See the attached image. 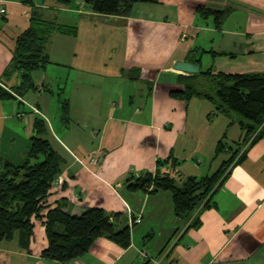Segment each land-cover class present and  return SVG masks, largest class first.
Returning a JSON list of instances; mask_svg holds the SVG:
<instances>
[{"label":"crops","instance_id":"0c3cea01","mask_svg":"<svg viewBox=\"0 0 264 264\" xmlns=\"http://www.w3.org/2000/svg\"><path fill=\"white\" fill-rule=\"evenodd\" d=\"M33 2L42 19L76 26L77 34L54 33L44 50L49 62L31 74L35 87L0 98V169L3 161L25 162L35 119L43 117L64 159V180L54 185L48 205L66 198L64 208L73 213L101 207L118 214L119 226L139 221L128 247L100 237L84 256L59 263L42 256L48 238L37 218L28 248L19 232L0 242V264H146L141 250L161 264H264V137L231 169L213 204L188 219L175 214L172 191L127 186L132 176L158 168L177 178L212 174L227 157L216 156L223 135L229 143L243 138L236 114L215 113L202 97H173L156 76L175 71L178 60L215 72L264 73V0H159L137 4L129 16L94 12L84 0ZM199 6L231 11L218 26ZM1 7L0 82L18 86L20 72L9 71L32 7L0 0ZM56 109L57 116L48 115ZM169 156L176 167L160 166Z\"/></svg>","mask_w":264,"mask_h":264},{"label":"trees","instance_id":"16d2710c","mask_svg":"<svg viewBox=\"0 0 264 264\" xmlns=\"http://www.w3.org/2000/svg\"><path fill=\"white\" fill-rule=\"evenodd\" d=\"M20 1L32 7L31 24L17 37L12 70L9 71L20 72L21 84L5 87L8 82H0L2 99L16 98L24 90L35 87L31 74L49 62L44 50L54 33L77 34L76 26L42 19L33 10V0ZM59 1L68 4L76 0ZM84 2L97 13L129 16L137 4L157 3L159 0ZM198 9L203 15L214 14L218 26L231 11V8L216 9L207 6H199ZM160 76L157 82L165 84L167 87L164 88L171 96L183 100L205 98L214 104L215 113L227 116L236 114L237 123L244 132L243 138L232 143L228 142L226 135L218 141L216 156L226 153L227 157L212 174L177 178L174 175L177 172L158 168L155 173L147 172L127 180L128 188L133 191H172L175 214L185 220L199 208L213 204L214 195L223 186L231 169L244 161L248 147L264 137V73H224L200 69L194 74L170 71ZM165 79L166 83L162 81ZM63 111L66 117L69 111L67 102H63ZM34 128L35 134L31 137L25 162L19 165L9 161L2 162L0 242L14 238L16 232H19L20 245L28 248L34 233L35 219L42 218L48 238V246L42 251L44 258L57 260L59 263L80 258L89 252L100 237L128 247L131 244V226L116 224L114 218L118 214H107L101 207L73 213L64 208L68 205L66 198L60 199L54 207L48 205L54 180L62 172L64 159L49 139L50 128L46 119L37 117ZM170 162L172 167H176L177 160L173 156L159 160V165ZM197 224L198 221L194 223Z\"/></svg>","mask_w":264,"mask_h":264},{"label":"built area","instance_id":"2783aa9c","mask_svg":"<svg viewBox=\"0 0 264 264\" xmlns=\"http://www.w3.org/2000/svg\"><path fill=\"white\" fill-rule=\"evenodd\" d=\"M0 12L2 14H4L6 12V8L5 7H1L0 8ZM93 162H96L97 159L94 158L92 159ZM64 180V176L62 175V173H60L56 179L54 180V185H57V184H60L62 183ZM139 221V218H135L133 221L130 220V226H132L134 223H137ZM140 256H141V259L143 260V262H145L146 264H161V261L158 259V257H154L152 256L148 251L146 250H141L140 251Z\"/></svg>","mask_w":264,"mask_h":264},{"label":"water","instance_id":"95a60500","mask_svg":"<svg viewBox=\"0 0 264 264\" xmlns=\"http://www.w3.org/2000/svg\"><path fill=\"white\" fill-rule=\"evenodd\" d=\"M173 69L181 73L194 74L200 71V65L190 61L178 60L173 64Z\"/></svg>","mask_w":264,"mask_h":264},{"label":"rangeland","instance_id":"374dc122","mask_svg":"<svg viewBox=\"0 0 264 264\" xmlns=\"http://www.w3.org/2000/svg\"><path fill=\"white\" fill-rule=\"evenodd\" d=\"M152 70V72L153 73H156L157 71H156V69H151ZM171 70H169V71H161L160 73L158 72V74H157V76H156V81L158 80V79H160V75L162 74H165V73H167V72H170ZM172 72H176V73H181V72H179V71H172ZM41 73V72H40ZM162 78H163V76H162ZM35 79H37L36 77H35ZM160 81V80H159ZM162 81H164V83H166L167 82V80L165 79V80H162ZM161 82V81H160ZM159 85H163L162 83L161 84H159ZM162 87H167L165 84L162 86ZM57 114H58V110L56 109V111L55 110H52L51 112H48V115L49 116H51V117H55V116H57ZM92 159H94V158H92ZM92 159L90 160V163H96V162H93L92 161ZM82 162V161H81Z\"/></svg>","mask_w":264,"mask_h":264}]
</instances>
